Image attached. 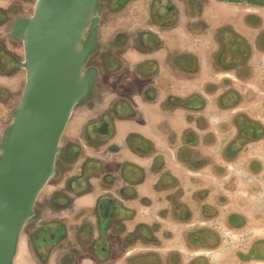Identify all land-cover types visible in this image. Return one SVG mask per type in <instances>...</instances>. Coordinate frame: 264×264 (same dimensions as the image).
Listing matches in <instances>:
<instances>
[{
    "label": "flooded vegetation",
    "instance_id": "flooded-vegetation-1",
    "mask_svg": "<svg viewBox=\"0 0 264 264\" xmlns=\"http://www.w3.org/2000/svg\"><path fill=\"white\" fill-rule=\"evenodd\" d=\"M35 1L0 0V141L25 85L17 27L32 14ZM214 1L236 6V16L244 13L241 5L257 6L221 0H100L86 31L88 38L95 37L84 66L90 77L89 94L73 111L55 174L37 198L14 264H84L88 258L107 264L120 257L128 235L165 250L166 242L180 234L184 246L190 247L187 226L178 228L163 216L175 215L181 202L185 218L196 214L192 202L203 213L199 193L222 179L219 168L232 169L223 163H229L228 158L212 149L210 142L220 129L219 123L212 126L213 110H224L220 103L218 111L213 108L217 97L212 92L222 88L220 94H238V85H243L240 61L224 67L235 71L234 78L220 75L217 63L210 62L209 57L241 56L240 31L221 26L218 30H228L232 36L228 43L220 31H213ZM170 121L187 123L193 137L181 144L176 137L162 134L158 127ZM234 131L239 137L238 125ZM137 140L147 148L137 145ZM235 154V164L247 167L249 156L242 149ZM157 157L164 159L167 171L170 163L177 162L182 172L172 175L171 185L153 192V205L148 197L140 199L138 185L147 187L146 168L154 167ZM130 167L141 169L143 180L128 179L125 171ZM248 207L250 219L254 210ZM237 213L232 217L236 229ZM228 215L221 220V244L227 230L235 229Z\"/></svg>",
    "mask_w": 264,
    "mask_h": 264
},
{
    "label": "crops",
    "instance_id": "crops-1",
    "mask_svg": "<svg viewBox=\"0 0 264 264\" xmlns=\"http://www.w3.org/2000/svg\"><path fill=\"white\" fill-rule=\"evenodd\" d=\"M216 3L218 4L219 2L214 1L212 5ZM225 4L229 5L228 3ZM230 7L232 10L236 8L234 5H230ZM241 8L244 10V13L238 16H246L250 24L258 25V28L256 27L244 34L236 24H225L233 26L240 31L238 43L240 44L241 52L239 55L241 56L209 57L212 65L217 63V68L221 70L220 75L222 74L225 78H234L236 74L234 70H226L224 67L232 66L237 61L241 62L242 80L239 81H242L243 85H238L239 87L237 88L241 94L238 95L239 93L237 94L233 91L220 94L223 93L222 88L217 92H214L215 90L213 91L214 93L212 92V95L217 97L215 98L216 102L214 101L215 106L212 105L213 108L215 107L216 111H218L217 104L220 103L219 105L223 106L222 108L224 110L218 111L213 117L212 126L219 123L220 129L216 133L213 132L215 137H210V142H212V149L219 151L221 156L225 155L228 158L229 163L224 162V165L230 166L232 169L226 172L223 170V167L219 168L218 172L222 176V179H219L218 183L210 184L209 189L207 186L205 190L199 193V198L204 204L203 213L198 212L197 203L192 202L191 205L194 206L196 214L193 216L190 213V217L186 216L185 218L186 211L181 210L185 205L181 202L177 203L180 206L175 210V215L170 212L166 216H163L164 221L178 226V228L183 225L187 226L185 234L187 233L189 248L184 246L185 241L180 234L175 235L172 240L166 242L165 250L157 249V246L154 244H141L134 236L128 235L129 242L126 243L120 257L112 261L110 260L107 264H124L125 261V264L128 262L130 264H201L204 263L202 258L211 260L212 256H218V262L213 264H264V92L260 94L255 92L254 89L260 87L263 83L264 73L261 72L255 79L250 81L251 83L248 82L252 71V61L260 57L256 52V48L259 45L264 49V7L241 5ZM223 25L216 27L211 23V26L216 30L213 29L214 33L220 31V36L228 43L232 38L229 32H227L228 30H218ZM228 53L229 51H227ZM254 68L256 69L255 65ZM219 72L217 71V73ZM245 80L246 84L244 83ZM211 82H214L213 77L211 78ZM237 82L235 81V83ZM212 83L211 87L213 85ZM230 85L232 86L233 83ZM179 95L187 97V94L184 93ZM186 103L188 104V101ZM236 125L241 129L239 137H235L234 127ZM158 128L162 134L165 133L174 138L176 137V140L181 144L186 143L193 137V132L189 131V125L187 123L170 121L161 124ZM248 132L254 136L251 139L242 140L243 137L247 136ZM158 134L161 135L160 132ZM135 143L144 149L147 148L140 140L135 141ZM240 149L243 150L245 156H249L246 168L250 170L251 176L250 173L245 174L242 172L245 166L240 168L235 164V153ZM182 159L186 160L187 158L184 156ZM175 160L177 159L173 161ZM175 163V166L173 162L170 163V171H167L163 167L164 159L157 157L154 167L149 166V168H146L145 180L148 185L147 187L146 185L143 187L141 184V186L138 185L140 199L143 197L155 198L154 193L160 190V188L171 185L173 182L172 175H178L177 172L179 170L182 172L179 164L177 162ZM211 165L217 164L213 162ZM144 167H148V165H144ZM140 170L130 167L125 171L126 177L132 181H141L143 178L142 171ZM232 175L235 176L234 179L230 178ZM238 176H240L241 180L238 179ZM222 184H225L224 187L221 186ZM237 194L240 196H237ZM212 198L213 201L211 200ZM239 198L245 201H239L240 203H238ZM152 204H156L153 199ZM170 206V203H166V207L170 208ZM248 206L254 210V216H251L250 219H248V216H250L248 214ZM146 209L149 210V208ZM228 213H232L231 216ZM235 213H237L236 216L238 217V220H235L236 223L242 221L237 226V229L232 220ZM226 215H228L226 218L227 221H230L235 229L227 230V233L224 234L225 242L221 244L222 239L219 231L222 225L221 220ZM192 224L195 225L192 226ZM228 235L231 239H234L233 245L229 246L230 249L226 246ZM147 236L150 239H154L155 237L149 233ZM209 236H212L213 239ZM238 245L241 247H238ZM228 256L229 258H227ZM84 264L100 263L88 258L87 261H84Z\"/></svg>",
    "mask_w": 264,
    "mask_h": 264
},
{
    "label": "water",
    "instance_id": "water-1",
    "mask_svg": "<svg viewBox=\"0 0 264 264\" xmlns=\"http://www.w3.org/2000/svg\"><path fill=\"white\" fill-rule=\"evenodd\" d=\"M246 1L264 6V0ZM100 0H36L18 25L25 85L0 141V264H14L39 194L55 174L75 107L89 94L84 66L95 47L86 35Z\"/></svg>",
    "mask_w": 264,
    "mask_h": 264
},
{
    "label": "rangeland",
    "instance_id": "rangeland-1",
    "mask_svg": "<svg viewBox=\"0 0 264 264\" xmlns=\"http://www.w3.org/2000/svg\"><path fill=\"white\" fill-rule=\"evenodd\" d=\"M230 8H231L230 5L225 4V2H219L218 4L216 3V4L212 5V7H210V21H211V23L216 27H218L222 24H224V25L225 24H229V25L236 24V26H238L243 31L244 34L251 31L252 29H254L256 27L258 28V25L250 24L249 20L246 16L240 15L237 17L235 14V10L234 9L232 10ZM256 52L258 53V55L260 57H259V59L252 61L253 62L252 66H251L252 71H251V76L248 78V82L255 79L257 77V75L261 74V72L264 73V49L258 45V47L256 48ZM254 65H255L256 69L254 68ZM244 83L246 84V80L244 81ZM254 89H255V92H257V93H260V94L263 93L264 92V81L260 87L254 88ZM213 113L217 114L214 110H213ZM252 136H254V135L250 134L248 132L247 136L243 137L242 140H246L249 138L251 139ZM222 160H223V158H222ZM220 163H221V159H220ZM223 163H224V160H223ZM242 172H244L245 174H249L250 170L245 167L244 169H242ZM250 176H251V173H250ZM212 179L214 180V177H212ZM251 186H252V184H251ZM237 196H240V195L237 194ZM242 197H244V196H242ZM211 200L213 201V198ZM238 203H240V202H238ZM241 222L242 221H239L238 223H236V225L241 224ZM213 229H215V228L213 227ZM226 240H227L226 246L228 247V249H230L229 246L233 245L234 239H231L228 235V238ZM211 256H212V254H211ZM227 258H229V256ZM217 260H218V256H212L211 260H208L206 258H202V261H204V263H201V264H211V263L213 264V263L218 262ZM210 261H212V262H210Z\"/></svg>",
    "mask_w": 264,
    "mask_h": 264
}]
</instances>
